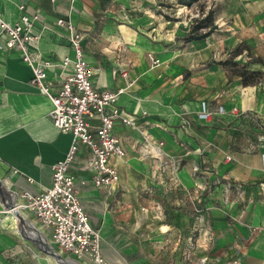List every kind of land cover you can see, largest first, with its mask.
Instances as JSON below:
<instances>
[{
    "label": "crops",
    "instance_id": "obj_1",
    "mask_svg": "<svg viewBox=\"0 0 264 264\" xmlns=\"http://www.w3.org/2000/svg\"><path fill=\"white\" fill-rule=\"evenodd\" d=\"M171 1L3 0L0 8L12 24L39 14L36 48L54 61L74 57L67 26L56 23L72 21L94 85L125 88L117 104L138 125L115 122L125 150L111 158L119 179L94 183L84 149L72 165L106 264H264V0H230L216 11V31L192 41L183 39L185 7L173 20ZM238 45L243 52L232 57ZM244 65L258 72L249 84ZM60 69L48 70L52 93ZM33 74L19 50H0V264H92L57 248L30 209L11 208L51 186V166L73 141L51 120L52 101ZM141 129L154 145L163 141L162 155L157 145L146 151Z\"/></svg>",
    "mask_w": 264,
    "mask_h": 264
},
{
    "label": "built area",
    "instance_id": "obj_2",
    "mask_svg": "<svg viewBox=\"0 0 264 264\" xmlns=\"http://www.w3.org/2000/svg\"><path fill=\"white\" fill-rule=\"evenodd\" d=\"M20 8L23 9V6ZM39 19V14L23 13L20 21L12 24L5 20L0 8V50L15 48L20 51L23 61L31 66L34 73L32 83L52 101L51 120L61 131L70 132L73 141L67 155L51 166V186L39 194L23 193L25 203L15 206L14 210L30 209L42 227L49 230L52 241L60 250L78 259L88 257L92 264H106L100 245L101 233L92 226L90 215L80 199L81 184L77 181L72 165L84 149L86 158L82 165L92 174L93 182L107 187L115 183L119 179V172L111 163V158L125 154L118 137L113 133L115 122L122 118L128 126L137 127V120L121 115L117 98L125 88L102 90L94 85L96 70L84 55L82 35L72 21L59 18L56 23L67 26L74 57L67 56L54 61L39 55L36 48L38 36L33 32L34 23ZM150 56L154 64L160 62L154 55ZM57 66L61 67L62 78L59 89L52 93L48 70ZM66 70L69 72H63ZM217 113H226V110L219 106ZM231 113L237 114L238 108H233ZM210 115L204 102L201 116L207 118ZM141 133L145 136L146 151L156 152L157 145L162 155L160 147L163 141L154 145L145 129H141ZM226 158L230 159V156Z\"/></svg>",
    "mask_w": 264,
    "mask_h": 264
},
{
    "label": "trees",
    "instance_id": "obj_3",
    "mask_svg": "<svg viewBox=\"0 0 264 264\" xmlns=\"http://www.w3.org/2000/svg\"><path fill=\"white\" fill-rule=\"evenodd\" d=\"M175 4L179 5L180 7L188 6L192 7L193 5L198 6L199 15L193 18V24L190 26L188 31L184 34V38L187 41L192 40H200L201 38H205L210 36L213 32L216 31L218 28V24L215 23L214 19V13L215 10L212 8H205V3H203V0H175ZM166 6V5H165ZM172 5L167 4L166 7L170 8ZM166 18L170 17L169 15H165ZM244 46L238 45L236 48L233 49V52L231 53L232 57L237 56L243 52ZM228 61H222V64H226ZM231 65H237L236 62H231ZM239 75L242 78V82L245 84H249L251 81L254 80L256 76H258L257 71H249L247 69V66L244 65L243 67H240L239 69Z\"/></svg>",
    "mask_w": 264,
    "mask_h": 264
},
{
    "label": "rangeland",
    "instance_id": "obj_4",
    "mask_svg": "<svg viewBox=\"0 0 264 264\" xmlns=\"http://www.w3.org/2000/svg\"><path fill=\"white\" fill-rule=\"evenodd\" d=\"M229 1L230 0H203V3H205L206 9L212 8L215 10V13H214V19H215L216 11L219 10L224 5H226ZM233 1H234V3L237 2L238 5H242V2L240 0H233ZM170 4L172 6L170 8H168L167 10L173 15V20H174V17L179 14V9H181L183 7H185L184 12L186 15V20L189 24L191 23V25H192L193 24V18L199 15L198 6L196 4L193 5L192 7H188V6L180 7L179 5L175 4L174 0H172L170 2ZM182 15H184V14H182ZM182 20H184V19H182ZM215 23H216V19H215ZM234 70H235V68H234ZM234 70H233V72H234Z\"/></svg>",
    "mask_w": 264,
    "mask_h": 264
},
{
    "label": "bare ground",
    "instance_id": "obj_5",
    "mask_svg": "<svg viewBox=\"0 0 264 264\" xmlns=\"http://www.w3.org/2000/svg\"><path fill=\"white\" fill-rule=\"evenodd\" d=\"M7 194V193H6ZM5 196V195H4ZM17 211V210H16ZM19 216V215H18ZM20 226V225H19ZM22 229V228H21ZM31 229V228H30ZM37 230V229H36ZM43 232V231H42ZM39 243L40 245L42 246L43 249H48L51 251V249H49V244L45 241V239H41L39 238ZM59 261V264L62 263V260L61 259H57ZM65 262V261H64ZM66 263V262H65Z\"/></svg>",
    "mask_w": 264,
    "mask_h": 264
},
{
    "label": "water",
    "instance_id": "obj_6",
    "mask_svg": "<svg viewBox=\"0 0 264 264\" xmlns=\"http://www.w3.org/2000/svg\"><path fill=\"white\" fill-rule=\"evenodd\" d=\"M1 187H2V186H1V182H0V189H1ZM15 206H16V203H14L13 206H11V208L13 209ZM50 249H52V248L50 247ZM52 250H53L54 252H56L55 249H52Z\"/></svg>",
    "mask_w": 264,
    "mask_h": 264
}]
</instances>
